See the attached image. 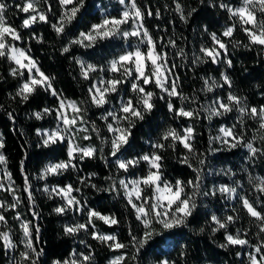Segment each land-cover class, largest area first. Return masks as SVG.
<instances>
[{
  "label": "trees",
  "instance_id": "1",
  "mask_svg": "<svg viewBox=\"0 0 264 264\" xmlns=\"http://www.w3.org/2000/svg\"><path fill=\"white\" fill-rule=\"evenodd\" d=\"M0 2L8 5L7 22L17 28L22 35V40L15 41V45L30 49L31 56L38 62L41 70L46 75L54 77L53 87L57 92L62 93L66 100L88 101L87 90L91 81L81 77L80 66L75 63L74 58H79L85 64L102 65L106 68L108 61L125 51L132 50L136 46L143 51L146 49L145 44H139L137 38L130 37L127 41L122 38L101 41L89 49L73 45L68 53H62V48L67 46L71 39L78 36L80 31H87L91 24L99 23L104 15L118 17L124 10V6L120 5L118 0H85V6L77 19L67 26L65 33L61 36H57L52 28V24L57 22L61 12L59 0H48L47 4L39 0L37 9L45 12L48 22L37 21L26 29L20 26L29 14L20 12L16 7L18 4H23L24 0H0ZM178 2L182 5L185 15L191 9H197L188 18L187 23L180 19L179 13L174 11V0H137L138 6L144 13V27L156 41L157 50L168 53L169 66L176 65L174 72L179 77V90L189 97L183 105L178 98H172L174 105L201 109L217 97L226 99L229 91L246 98L249 107L259 108L264 105V52L256 46L251 49H245L242 46L232 47L231 41H239L241 45L248 42L245 34L239 30V25L232 38H222L228 44V58L233 64L231 68L223 62L213 64L210 60L204 63H192L195 56L202 55L199 51L201 45L212 46L211 33L219 36L226 26L233 23L228 19V13L221 9L219 4L223 2L236 6L239 0H203V3L201 0H178ZM49 8L51 11H48ZM157 10L160 12L159 17L155 15ZM148 12H152V15L149 16ZM33 37L39 38L40 42ZM169 39L175 41L176 48L168 45ZM179 49H183V56L177 55ZM14 66L6 58H0V138L4 143L0 152L6 157L3 171L6 170L11 174L14 194L20 202L15 209H0V213L6 217L7 221L6 226L0 225V231H9L18 246L15 252L5 253L0 242V264H11V257L18 256L19 251L23 250V245L19 243L22 238L21 221L29 223L37 250H43L38 264H53L54 260L63 261L69 258L74 250L77 253H87L89 245L93 255L92 264H109L114 256L121 254V252L110 251L106 244L92 239L91 227L87 233L80 231L71 236L64 234L66 224L83 223L87 217L85 214L72 210L64 215H57L53 209L63 202L54 194L50 199L49 194L43 189L46 185L51 189L57 185L63 187L68 184L81 188V192L73 193V195L86 202L88 208L103 215H115L119 219L120 223L111 227L100 220H96L95 225L100 233L115 234L120 242L128 244L126 249L121 250L125 255L124 264H160L163 260L169 264H248L245 249L239 246L219 247L220 244L225 243L224 229L215 234L211 232V227L214 226L211 224L213 214L220 219H224L227 215H234L239 218L229 225L227 231L235 235L236 229H240L242 237L248 239L250 244L258 243L257 222L253 221L242 208L239 197L246 196L258 211L264 212V194L255 191L249 183V176L264 178V155L249 159L248 151L242 146L229 149L218 142H213L211 147L219 151H209V138L218 135L222 125L231 127L237 123L236 111L225 116L213 117L211 120H208L202 111L199 118H174L168 111L169 98L151 84L147 86V90L156 93L155 107L144 120L136 121L130 142L125 145L118 157L110 155V144L101 145V141L91 131L89 123L84 125L89 128L88 133H77L75 142L82 147L92 145L97 149L96 156L91 159L85 158L83 161L75 159L73 163L77 166L76 170L69 168L61 175L39 179L41 170L47 164L67 159L66 142L43 147L41 136L37 135V129L42 131L55 126V112L49 115L44 114L43 110L56 109L58 101L50 91H45L44 88H38L27 101L21 100L15 93L23 82V78L10 74V68ZM222 72L230 77L231 89L224 85L222 88L214 89L213 92L201 91L204 80L209 77L222 83ZM100 75L101 73H93L92 79ZM103 75L108 78L112 74L105 72ZM132 95L130 83L121 85L119 95L113 94L111 97L112 104H115L121 96L126 99ZM161 95H165V98L160 99ZM193 97H195V103L192 102ZM112 104L105 105L104 108H96L90 102L81 105L87 109L84 113L85 119L95 121L101 129V135L106 138H109L108 133L104 122L99 117L106 109H110ZM37 112L42 114L41 119H37L34 115ZM9 113H11V119ZM189 125L194 128L193 146L196 155L206 154L201 156L206 159L203 167L202 191H211L220 185H226L237 187V193L232 200L219 192L215 196H199L197 209L189 218L186 227L164 230L160 225L154 224L158 235H154L143 248L137 251L131 243L129 232L141 237L144 229L136 221L133 211L123 198V193L117 195L116 192L97 189L109 188L112 181L106 177H114L118 186L119 178L131 179L145 174L147 164L144 162L125 173L117 171L115 160L117 158L126 160L151 153L153 151L151 143L157 142L166 128L171 126L181 130ZM257 128L258 121L245 119L243 128L245 142L252 141L255 147L261 148L264 147V142L259 139L260 134ZM236 130L239 133L241 127L237 125ZM84 135H89L90 139L84 140ZM101 147L104 148L102 153L104 158H101L99 151ZM184 154L185 150L179 145L175 151L167 148L161 152L166 179L172 182L177 179L185 182L195 179L192 169L179 162V157ZM191 162L194 167L199 166L196 159H192ZM93 173L95 175L90 176ZM25 176L29 180L32 202L28 199V193L23 190ZM79 178H85L86 183L81 184ZM236 181H239V185L235 183ZM3 184L5 189L9 187L8 180H5ZM89 184L96 185V188L88 186ZM0 202L5 205L13 204L15 202L13 194L0 190ZM17 214L20 220L16 219ZM37 226L40 230L39 243H35ZM201 228H204L203 232L200 231ZM245 231L247 236H243ZM80 241H84V244ZM248 249L252 251L250 247ZM237 252L242 255L238 257Z\"/></svg>",
  "mask_w": 264,
  "mask_h": 264
},
{
  "label": "snow or ice",
  "instance_id": "2",
  "mask_svg": "<svg viewBox=\"0 0 264 264\" xmlns=\"http://www.w3.org/2000/svg\"><path fill=\"white\" fill-rule=\"evenodd\" d=\"M43 2L47 4L48 0H43ZM118 2L124 6V10L118 17L104 15L99 23L91 24L87 31H80L78 36L71 39L68 45L62 48V53H68L73 45L89 49L101 41L113 38H122L127 41L130 37L137 38L139 44H145L146 51L136 46L134 50L125 51L118 57L108 61L106 68L102 65L85 64L79 58H74L75 63L80 66L81 77L84 80L91 81L87 90L88 101L80 102L66 100L63 94L57 92L53 87L52 81L54 77L46 75L41 70L38 62L31 56L30 49L15 45V41L22 40V35L17 28L7 22L6 12L8 5L0 2V58H6L15 65L10 68L12 76L23 78V82L18 87L15 95L20 97L21 100L27 101L29 96L38 88H44L45 91H50L51 95L56 97L58 101L56 109L45 108L43 110L44 114L49 115L53 111L55 112L56 120L58 121L57 127L50 131L44 130L43 132L37 129V135L41 136L43 147H50L66 142L67 159L47 164L41 170L39 179L61 175L69 168L76 170L77 166L73 163L75 159L78 158L80 161H83L85 158L91 159L96 156L97 149L95 147L92 145L82 147L75 142L77 133H88L89 128L84 125H88L89 123L91 124V131L96 134L97 139L101 141V145L110 144V155L118 157V154L125 145L129 144L136 121L144 120L145 116L150 114L155 107L154 98L156 97V93L147 90V86L151 84H154L162 94H166L169 98L167 100V107L174 118H199L201 111L206 114L208 120H211L213 117L225 116L233 111L238 113L236 124H233L231 127L222 125L218 130V135L209 138L210 152L219 151V149L211 147L213 142H218L229 149L241 146L245 147L248 150L249 159H254L257 155H264V147L257 148L252 141L245 142L243 131L246 118L258 121L257 132L260 134L259 139L264 142V105H261L259 108L249 107L246 103V98L229 91L226 99L217 97L201 109H189L184 106L176 107L172 102V98H178L182 105L184 101L189 99V97L179 90V77L174 72L176 65L173 64L170 67L167 59L168 53L157 50L156 41L148 29L144 27V13L138 6L137 0H118ZM201 2L203 3V0ZM38 3L39 0H24L23 4L16 5L20 12L29 14L27 18L23 19L21 28H29L37 21L48 22L45 12L38 11ZM174 3V11L180 14V19L185 23L197 11V9L193 8L185 15L183 7L178 0H174ZM59 5L61 8L59 19L56 23L52 24V28L57 36L64 34L67 26L77 19L81 9L85 6V0H59ZM219 7L228 13V19L233 23L226 26L219 36L216 33H211L212 46L201 45L199 51L202 55L195 56L192 63L198 64L210 60L213 64L223 62L228 68H231L233 64L232 60L228 58V44L222 38H232L237 25H239V30L247 37L248 42L241 45L239 41H231L232 47L242 46L245 49H251L256 46L261 52H264V0H239V4L236 6L221 2ZM48 11H51V8ZM148 15L151 16L152 12H148ZM155 15L157 17L160 16L159 10L156 11ZM129 23H131V30L124 28ZM33 38L40 42L39 38ZM168 45L173 48L177 47L175 41L172 39L168 40ZM177 55L183 56V49H179ZM105 72L112 75L105 78L103 75ZM93 73H101V75L93 80ZM221 80L222 83L217 82L211 77L205 79L201 91L213 92L214 89L222 88L224 85H227L229 89L232 88V81L227 74L222 72ZM126 83H130L133 95L128 96L126 99L121 96L115 104H112L111 97L113 94L119 95L120 86ZM159 98L164 99L165 95H161ZM87 102H90L96 108H104L105 105L112 104V107L106 109L99 117L104 122L109 138L101 135V129L95 121L85 119L84 113L87 109L81 107V105ZM192 102H196L195 97L192 98ZM69 110L71 115L69 114ZM34 115L37 119L42 118L40 112ZM9 118H12L11 113H9ZM237 125L241 127L239 133L236 130ZM83 139L89 140L90 136L84 135ZM194 139V128L191 125L181 130L169 126L157 142L151 143L150 146L153 149L151 153H145L126 160L119 158L115 160L117 171L125 173H128L131 168H135L141 162H144L147 164L145 174L131 179L119 178L118 186L114 177H106V179L112 181L109 188L97 189L98 191L116 192L117 195H120L121 192L123 193V198L133 211L136 221L144 229L141 237L133 235L131 231L129 232L131 243L137 251L143 248L154 235H158L154 224L160 225L164 230H171L182 226L186 227L189 218L197 209V198L199 196H215L219 192L232 199L236 195L237 187L226 185H220L211 191H202L203 167L206 164V159L201 158V156H205L206 154H201V156L196 155L193 146ZM178 145L182 146L185 150V154L179 157V162L192 169L195 173L194 180L185 182L177 179L175 182H172L164 176L163 156L161 152L167 148L175 151ZM3 147L4 143L2 138H0V149H3ZM99 151L101 158H104L102 156L104 148L101 147ZM192 159H196L199 166L194 167L191 162ZM4 164H6V157L0 152V165ZM21 164L23 166V161ZM4 178L9 181V187L5 189L4 184L0 183V190L11 192L15 202L11 205H5L3 202H0V209H15L20 201L14 194L15 189L12 186L11 174L6 170ZM79 179L81 184L86 183L85 178ZM235 183L239 185V181ZM249 183L252 184L255 191L264 194V178L249 176ZM88 186L96 188L94 184H89ZM29 189V180L25 176L23 190L28 193V199L32 202V194ZM188 189H191V191H188ZM43 191L49 194L50 199L54 194L63 202L60 206L53 209L57 215H64L70 210L86 215L87 219L83 223L66 224L64 226L65 235H75L80 231L87 233L89 227H91L92 239L106 244L110 251L121 252V254L114 256L109 261V264H124L125 255L121 250L126 249L128 244L120 242L115 234L100 233L95 225L96 220L103 221L109 227L118 225L120 221L115 215H103L94 209L88 208L86 202L73 195V193L81 192V188L74 187L72 184L64 185L63 187L57 185L51 189L46 185ZM239 201L248 216L257 222L258 243L254 245L250 244L248 239L242 237L240 229H236L235 235L227 231L229 225L239 218L234 215H227L224 219H220L213 214L211 216V224L214 226L211 227V232L215 234L217 231L224 229L225 243L220 244L219 247L248 246L252 249L247 254L248 264H264V212L258 211L246 196H240ZM16 219L20 220L19 214H17ZM0 225H7L6 217L2 213H0ZM20 228L22 230V238L19 243L23 245V250L19 251L18 256L11 257V264H38L43 250H37L29 223L21 221ZM39 231V227L37 226L35 228V243H39ZM200 231L203 232L204 228H201ZM243 236H247L246 231L243 233ZM0 242H2L5 253L8 251L15 252L18 246L13 241L9 231H0ZM80 243L84 244V241H80ZM87 247L89 248L87 253H77L74 250L69 258L63 261L54 260L53 264H92L93 255L91 246ZM236 255L239 257L242 253L237 252ZM133 259H135V256H133ZM161 264H168V262L162 261Z\"/></svg>",
  "mask_w": 264,
  "mask_h": 264
},
{
  "label": "rangeland",
  "instance_id": "3",
  "mask_svg": "<svg viewBox=\"0 0 264 264\" xmlns=\"http://www.w3.org/2000/svg\"><path fill=\"white\" fill-rule=\"evenodd\" d=\"M124 28L125 29H127V30H131V23H129V25H125L124 26ZM18 47V46H17ZM135 48V47H134ZM134 48L132 49V50H134ZM129 51H131V50H129ZM145 51H146V49H145ZM124 53V52H123ZM123 53H121V54H123ZM121 54H119V55H121ZM118 55V56H119ZM117 56V57H118ZM97 79V78H96ZM95 80V79H94ZM69 114L71 115V112H70V110H69ZM57 123H58V121L56 120V124H55V126L53 127V128H51V129H46V130H52V129H55L56 127H57ZM44 130H42L41 132H43ZM67 144V143H66ZM244 150H246V151H248L245 147H242ZM6 179L4 178V171H3V165H0V183H4V181H5ZM233 199V198H232ZM231 199V200H232ZM240 247V246H239ZM242 249H245L246 250V252H245V254H246V261H247V263H248V252H250L251 250H249L248 249V247L247 246H245V247H241ZM164 261V260H163ZM162 262V261H161ZM161 262H160V264H161ZM169 264V263H168Z\"/></svg>",
  "mask_w": 264,
  "mask_h": 264
}]
</instances>
